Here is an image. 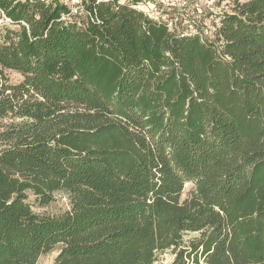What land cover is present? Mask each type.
Here are the masks:
<instances>
[{
  "label": "trees",
  "instance_id": "obj_1",
  "mask_svg": "<svg viewBox=\"0 0 264 264\" xmlns=\"http://www.w3.org/2000/svg\"><path fill=\"white\" fill-rule=\"evenodd\" d=\"M64 1L0 0V264H264V0H226L214 42Z\"/></svg>",
  "mask_w": 264,
  "mask_h": 264
},
{
  "label": "rangeland",
  "instance_id": "obj_2",
  "mask_svg": "<svg viewBox=\"0 0 264 264\" xmlns=\"http://www.w3.org/2000/svg\"><path fill=\"white\" fill-rule=\"evenodd\" d=\"M26 1V0H21ZM85 1V0H84ZM233 5L231 2H227L226 0H218L217 3V10L216 13H209L207 9H205V13L203 14H196L194 12L188 13L189 17L184 16L185 18H182L183 21L186 20L187 22L183 23L181 22V28L185 29L189 24H192L191 22H195L197 26V30L199 32H203L204 30H207L211 32L209 35H204L205 38L211 41H215L217 39L216 32L217 27L215 20H220L219 17L223 14H230L232 11ZM163 11V10H162ZM5 28H13L11 24L5 23L3 16L0 12V40L3 36L4 29ZM215 28V31L213 30ZM218 47L221 46V43H217ZM3 73L6 75L10 83H18L21 81L22 77L11 70H4ZM192 185L191 184H185L184 188L182 190V194L180 199L183 200L186 198L188 192L191 190ZM28 194L27 202L31 207V210L41 216H60L70 210V204L68 195L64 192L58 191L54 193L53 200L47 204V205H40L36 201V198L34 195H32L30 192ZM192 235L186 234L184 235V239L187 240ZM60 246H55L54 249L42 256L38 259L37 264H53V261L59 251ZM174 255L171 252V250H167L161 253H158L156 256V260L153 264H171L173 261ZM193 264V263H189Z\"/></svg>",
  "mask_w": 264,
  "mask_h": 264
},
{
  "label": "built area",
  "instance_id": "obj_3",
  "mask_svg": "<svg viewBox=\"0 0 264 264\" xmlns=\"http://www.w3.org/2000/svg\"><path fill=\"white\" fill-rule=\"evenodd\" d=\"M101 1H113V0H101ZM128 1V0H127ZM131 1V0H130ZM65 4L69 8L68 16L72 17H87L92 23H98V19L93 17L86 11L83 0H65ZM119 3H124L126 0H119ZM218 0H134L131 3L132 7L142 11L149 18L163 22L167 29L175 33L176 35H192L195 34L197 26L195 22H191L187 28H181L182 18L189 17L190 11L196 14L205 13V9L209 13H216ZM163 10V11H162ZM2 14V13H1ZM5 23H11L3 14ZM67 16H62L64 19ZM184 23L187 21L184 20ZM182 22V23H183ZM217 29L220 25V20H215ZM215 31V28H213ZM203 36L209 35L211 32L204 30L200 32Z\"/></svg>",
  "mask_w": 264,
  "mask_h": 264
}]
</instances>
